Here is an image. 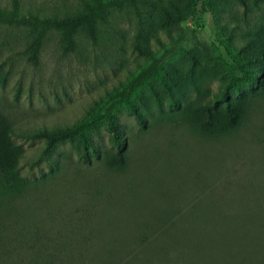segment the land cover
I'll list each match as a JSON object with an SVG mask.
<instances>
[{"label": "rangeland", "instance_id": "1", "mask_svg": "<svg viewBox=\"0 0 264 264\" xmlns=\"http://www.w3.org/2000/svg\"><path fill=\"white\" fill-rule=\"evenodd\" d=\"M0 232L1 264H264V0H0Z\"/></svg>", "mask_w": 264, "mask_h": 264}, {"label": "trees", "instance_id": "2", "mask_svg": "<svg viewBox=\"0 0 264 264\" xmlns=\"http://www.w3.org/2000/svg\"><path fill=\"white\" fill-rule=\"evenodd\" d=\"M24 25L27 26H35L33 21H22ZM72 26V22H67L66 27L70 28ZM257 81V80H256ZM231 90V86H229L223 95L219 98L220 101H228L229 100V93ZM107 121L109 123V127L113 136V140L118 152H122L126 148V143L122 140L119 128L115 123L114 117L109 113L107 115ZM6 233H2L10 240H14L20 242V244H14L16 246L14 249L21 253H30L33 251L34 247L38 245L39 241L45 240L49 235L46 232H42L40 229L36 228H27V227H18V228H8ZM53 240H63V235L50 232ZM69 238V237H68ZM52 240V241H53ZM47 241V240H46ZM52 246H49L47 243L43 244L41 247L40 252L41 255L40 264H80L76 259H74L75 252L77 251V247L70 245L66 248L62 246V243L54 244L51 243ZM1 247V246H0ZM65 255H68L65 257ZM25 262V263H24ZM1 264V263H0ZM21 264H28V261L22 259ZM31 264V263H29Z\"/></svg>", "mask_w": 264, "mask_h": 264}]
</instances>
